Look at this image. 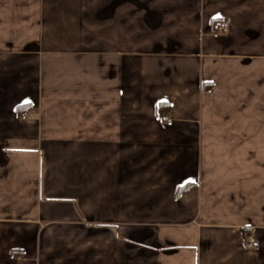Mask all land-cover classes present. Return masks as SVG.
Segmentation results:
<instances>
[{
  "label": "crops",
  "instance_id": "0c3cea01",
  "mask_svg": "<svg viewBox=\"0 0 264 264\" xmlns=\"http://www.w3.org/2000/svg\"><path fill=\"white\" fill-rule=\"evenodd\" d=\"M0 264H264V0H0Z\"/></svg>",
  "mask_w": 264,
  "mask_h": 264
},
{
  "label": "built area",
  "instance_id": "2783aa9c",
  "mask_svg": "<svg viewBox=\"0 0 264 264\" xmlns=\"http://www.w3.org/2000/svg\"><path fill=\"white\" fill-rule=\"evenodd\" d=\"M228 28H229V21L226 19L216 21L212 25V31L215 34L225 33L227 32ZM208 93H211V91ZM33 116H34V112L28 111L26 113L21 114L20 119L22 121H25L27 119L32 118ZM156 121L161 126L171 127L173 125L172 119L167 114L158 115L156 118ZM244 248H246L247 250H251V251H257L259 249V244L254 238L248 237L247 241L244 243Z\"/></svg>",
  "mask_w": 264,
  "mask_h": 264
},
{
  "label": "trees",
  "instance_id": "16d2710c",
  "mask_svg": "<svg viewBox=\"0 0 264 264\" xmlns=\"http://www.w3.org/2000/svg\"><path fill=\"white\" fill-rule=\"evenodd\" d=\"M161 108V106L159 107H157V109L159 110ZM27 109V108H26ZM21 111H23V109L22 108H20V110H19V112H21ZM183 191H187V187L186 186H184V187H182V188H179L177 191H176V195H180V193H182Z\"/></svg>",
  "mask_w": 264,
  "mask_h": 264
}]
</instances>
